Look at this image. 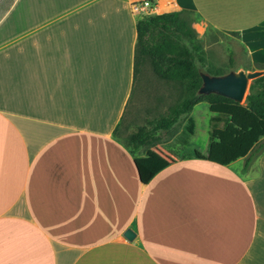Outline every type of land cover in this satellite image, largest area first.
<instances>
[{
	"label": "crops",
	"instance_id": "obj_1",
	"mask_svg": "<svg viewBox=\"0 0 264 264\" xmlns=\"http://www.w3.org/2000/svg\"><path fill=\"white\" fill-rule=\"evenodd\" d=\"M138 1L0 0V264H264V150L248 165L196 156L223 127L207 101L174 151H136L158 168L139 178L118 132L136 85ZM153 1L195 11L200 33L236 34L246 67L264 73V0Z\"/></svg>",
	"mask_w": 264,
	"mask_h": 264
},
{
	"label": "trees",
	"instance_id": "obj_2",
	"mask_svg": "<svg viewBox=\"0 0 264 264\" xmlns=\"http://www.w3.org/2000/svg\"><path fill=\"white\" fill-rule=\"evenodd\" d=\"M187 13L189 10L141 13L136 21L134 77L139 71V63L149 58L156 75L184 88V97L171 108L170 115L151 121L153 128L136 126L125 142L134 154L142 182H146L158 168L146 157L137 155L136 151L145 144L154 143L152 130L170 127L181 114L190 112L193 105L201 100L209 103L210 110L218 115L217 120L223 122V127L209 131L207 152L193 149L196 156L220 163L245 156L248 165L264 150V73L251 80L244 102L217 92L197 93L202 77L196 58H202V47L197 31L191 26L193 20L186 16ZM210 72L220 74L223 71L216 68ZM193 127V118L189 116L180 131L182 144L189 142Z\"/></svg>",
	"mask_w": 264,
	"mask_h": 264
},
{
	"label": "rangeland",
	"instance_id": "obj_3",
	"mask_svg": "<svg viewBox=\"0 0 264 264\" xmlns=\"http://www.w3.org/2000/svg\"><path fill=\"white\" fill-rule=\"evenodd\" d=\"M186 16L189 19L199 21V17L195 11H189ZM197 33L202 47V51L200 52L202 58H196V64L202 77V83L197 93L203 91L202 85H205L203 76L213 79L215 76L230 75L232 73L236 75L240 70L246 73L255 70L251 69V67H246L248 59L240 46L236 34L224 32L210 26H206L203 33L198 31ZM138 67L139 71L136 75L134 92L126 108V119L129 121L126 124L123 123L122 127L119 128L121 130L118 131H121L124 143L128 140L130 132L136 126L147 125L153 128L151 121L156 122L161 117L170 115L171 108L184 97L183 86L156 75L149 58L139 63ZM216 68L223 72L220 74L210 72V70ZM247 79V85H249L252 79L249 77ZM196 109L200 110L199 115L204 116V123H206V115L209 112L205 102L198 105ZM188 114L189 112L181 114L168 128L152 130V141L159 143V146L174 151L178 145L177 140L174 139V135L180 129ZM205 126L199 119L197 120L196 136L193 138L191 146L203 148L208 136Z\"/></svg>",
	"mask_w": 264,
	"mask_h": 264
},
{
	"label": "water",
	"instance_id": "obj_4",
	"mask_svg": "<svg viewBox=\"0 0 264 264\" xmlns=\"http://www.w3.org/2000/svg\"><path fill=\"white\" fill-rule=\"evenodd\" d=\"M259 75H261L259 70H252L249 73L240 70L236 75L232 73L230 75L215 76L213 79L203 76L205 85H202V92H217L241 102L245 99L248 90L247 77L253 79ZM124 235L128 239H132L135 233L132 229L127 228Z\"/></svg>",
	"mask_w": 264,
	"mask_h": 264
},
{
	"label": "built area",
	"instance_id": "obj_5",
	"mask_svg": "<svg viewBox=\"0 0 264 264\" xmlns=\"http://www.w3.org/2000/svg\"><path fill=\"white\" fill-rule=\"evenodd\" d=\"M131 10L138 13H161L159 7L153 0H140L138 2H132L130 6Z\"/></svg>",
	"mask_w": 264,
	"mask_h": 264
}]
</instances>
